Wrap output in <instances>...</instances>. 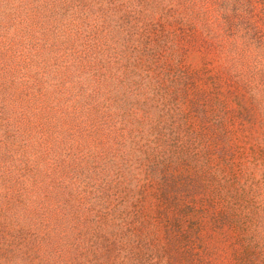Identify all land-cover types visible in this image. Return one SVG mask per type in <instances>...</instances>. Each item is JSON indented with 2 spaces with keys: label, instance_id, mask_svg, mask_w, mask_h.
Masks as SVG:
<instances>
[{
  "label": "rangeland",
  "instance_id": "rangeland-1",
  "mask_svg": "<svg viewBox=\"0 0 264 264\" xmlns=\"http://www.w3.org/2000/svg\"><path fill=\"white\" fill-rule=\"evenodd\" d=\"M0 264H264V0H0Z\"/></svg>",
  "mask_w": 264,
  "mask_h": 264
}]
</instances>
